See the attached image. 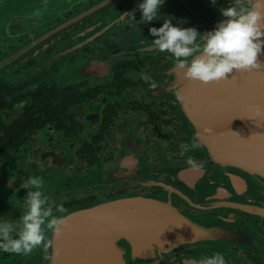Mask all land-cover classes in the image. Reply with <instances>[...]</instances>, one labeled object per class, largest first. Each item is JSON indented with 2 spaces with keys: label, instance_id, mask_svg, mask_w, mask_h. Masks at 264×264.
Here are the masks:
<instances>
[{
  "label": "flooded vegetation",
  "instance_id": "1",
  "mask_svg": "<svg viewBox=\"0 0 264 264\" xmlns=\"http://www.w3.org/2000/svg\"><path fill=\"white\" fill-rule=\"evenodd\" d=\"M75 1L32 35L0 44V219L19 222L36 190L21 186L36 177L63 212L165 200L200 229L190 260L220 253L227 264H264V178L242 176L205 147L202 132L222 111L189 112L195 85L214 96L221 81L186 80L170 54L150 46V28L169 17L174 26L213 30L231 0H165L160 19L147 24L142 0ZM183 144L196 147L181 155ZM42 247L0 252V264H36Z\"/></svg>",
  "mask_w": 264,
  "mask_h": 264
},
{
  "label": "water",
  "instance_id": "2",
  "mask_svg": "<svg viewBox=\"0 0 264 264\" xmlns=\"http://www.w3.org/2000/svg\"><path fill=\"white\" fill-rule=\"evenodd\" d=\"M75 2L0 0V44L32 35ZM258 61L264 64V53ZM221 86L216 93L222 94L213 96L206 87L202 92L195 85L188 97L191 115L213 117L222 111L220 119L227 120L223 124L219 118L213 120L214 129L202 132L205 147L214 157L240 169L242 176L264 178V113L255 111L257 106L264 109V69L234 71ZM211 100L216 110L204 106ZM236 188L241 191L239 179ZM54 215L63 221L61 234L46 231L36 264H196L187 254L200 241V229L165 200L125 198Z\"/></svg>",
  "mask_w": 264,
  "mask_h": 264
},
{
  "label": "clouds",
  "instance_id": "3",
  "mask_svg": "<svg viewBox=\"0 0 264 264\" xmlns=\"http://www.w3.org/2000/svg\"><path fill=\"white\" fill-rule=\"evenodd\" d=\"M212 5L217 0H209ZM165 0H142L139 4L141 23H150L160 19L158 13ZM223 19L207 33L196 28L174 26L173 17L164 19L159 28H150L151 48L157 52H167L175 61V67L189 81L209 84L228 80L234 71H260L264 64L258 57L264 53V0H231L230 6L219 9ZM134 19V13H127ZM184 23V22H180ZM151 88L154 81L146 79ZM256 114L264 109L257 106ZM196 145H181V155L192 151ZM193 168L196 164L187 161ZM36 189L28 191L24 198L25 212L18 223L0 219V252L28 255L41 247L46 241V231L54 235L61 234L63 221L54 215L53 209L63 212V207L55 201L50 202L41 190L43 181L29 178L21 187ZM196 264H227L220 253L199 259Z\"/></svg>",
  "mask_w": 264,
  "mask_h": 264
},
{
  "label": "rangeland",
  "instance_id": "4",
  "mask_svg": "<svg viewBox=\"0 0 264 264\" xmlns=\"http://www.w3.org/2000/svg\"><path fill=\"white\" fill-rule=\"evenodd\" d=\"M13 203H14V205H15L16 207L23 209V208H22L21 200H15Z\"/></svg>",
  "mask_w": 264,
  "mask_h": 264
}]
</instances>
